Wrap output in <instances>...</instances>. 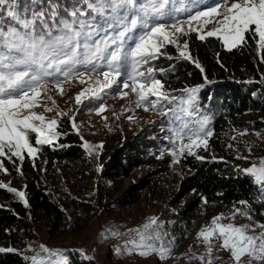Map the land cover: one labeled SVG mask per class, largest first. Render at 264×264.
Segmentation results:
<instances>
[{
	"label": "rangeland",
	"instance_id": "1",
	"mask_svg": "<svg viewBox=\"0 0 264 264\" xmlns=\"http://www.w3.org/2000/svg\"><path fill=\"white\" fill-rule=\"evenodd\" d=\"M204 2L208 3L209 0ZM233 2L237 0H228L229 6ZM182 4L183 7L176 13L179 19L195 13L196 0H182ZM180 5L181 0H176V6ZM197 26L205 34L217 27L212 22L205 24L203 19L192 21V27ZM183 27L184 32L166 29L173 42H164L160 38L158 58L141 68L145 72L142 79L154 76L163 82L164 70L157 69L156 65L163 59L171 62L185 59L179 55L180 51L189 54L188 48L184 49L183 45H188L190 35L198 37V33L188 31L187 24ZM140 31L138 24L131 34L135 36ZM169 47L174 51V56L169 55ZM107 51H111V48ZM187 60H191V57ZM149 67L155 69L151 74L147 73ZM125 78L126 75H122L116 84L98 95L86 91L98 88L96 81H104V77L96 73L70 78L59 89L49 83L41 90L39 99L42 103L33 111L45 116L46 121H57L56 139L51 144L36 145V135L29 133L30 142L38 149L35 158L27 153L22 161L15 157L11 160L0 157V185L5 186L0 190L24 204L7 189L23 191L28 201L27 187L32 180H36L38 188L48 194L63 213L64 227L52 232L49 216L31 214L14 229L16 246L0 244V248L12 249L6 252L19 253L28 264L33 256L44 259L47 264H63L64 259L69 264L74 257L86 261V264H209V261L210 264H236L231 253L222 247V239L216 238L218 233L210 241L209 247L201 232L207 234L211 231L215 227L213 219L219 218V223L223 225L249 226L255 231L248 234L258 235L264 222L247 207H224L207 203L205 199L200 201L193 214H187L185 211L192 195L183 199L178 195L181 184L194 173L187 164L189 158L223 163L228 171L241 175H247L245 169L262 166L264 108L260 105V110L246 113L220 134L212 129L209 118L208 127L213 134L207 138V148L196 149L195 156L186 152L181 154L169 129L180 127L181 123L195 127V121L204 117L197 106L202 87L181 89L167 95V99L161 97L156 100L149 96L147 101H141L137 106L139 98L131 87H122ZM261 78L259 83L264 86V75ZM245 79L249 82L252 80L249 74ZM192 89L198 90L195 92V109L198 112L189 115L182 110L187 105H181L180 100L187 97ZM161 91L165 93L164 87ZM81 92L84 95L77 103L76 97ZM124 92H127L126 96L122 95ZM149 101H156V107L153 108ZM100 106L104 107L103 112L98 111ZM161 109L166 110L167 115ZM66 133L75 136L76 141L64 147L61 142ZM212 140L217 141L221 149L215 148ZM188 142L185 137L183 143ZM43 147L75 150L77 156L73 159L57 158L52 163ZM120 149L128 155H139L142 160L131 168L129 177L108 167L111 157ZM3 159L11 163L15 172H10L4 166ZM25 162L33 173L26 171ZM128 192L133 196L129 197ZM0 206H5L1 199ZM41 246L47 247L49 253H61L62 256L45 253ZM239 264L264 262L244 256Z\"/></svg>",
	"mask_w": 264,
	"mask_h": 264
},
{
	"label": "snow or ice",
	"instance_id": "2",
	"mask_svg": "<svg viewBox=\"0 0 264 264\" xmlns=\"http://www.w3.org/2000/svg\"><path fill=\"white\" fill-rule=\"evenodd\" d=\"M196 5L194 14L179 19L176 13L183 7L182 0L180 7L176 6V0H78L76 4L63 8L64 15H61V4L56 0H47L46 4L44 0H23V3L21 0H0V157L10 160L15 157L22 161L27 153L35 158L38 149L30 142L29 133L36 135V145L51 144L56 139L57 121H46L45 116L33 111L41 105V90L49 83L59 89L70 78L96 73L102 75L104 81H96L99 87L86 91L98 95L126 75L122 87H131L139 98L137 106L149 96L156 100L167 99L161 91L164 87L162 80L154 76L142 79L145 72L141 71L150 60L158 58L161 37L164 42H173L166 29L184 32L183 25L187 24L188 31H196L200 40H205L206 36L215 37L222 40L229 51L244 44L246 34L251 32L253 38L258 37L259 47L264 49V0H237L230 6L228 0H209L208 3L196 0ZM201 19L205 24L212 22L217 27L206 34L199 26L193 28L192 21ZM138 24L141 31L129 36ZM183 47L187 49V43ZM109 48L111 51H107ZM179 55L190 58L186 51H180ZM101 68L104 70L98 71ZM154 71L152 67L147 68L149 74ZM196 91L192 89L180 100L181 105H187L182 110L189 115L198 112L195 109ZM82 95L83 92L77 95V103ZM122 95L126 96L127 92ZM149 102L156 107V101ZM104 110L103 106L98 109L100 112ZM161 111L167 115L166 110ZM209 123V118L204 116L195 121V127H189L187 123L170 127L179 153L195 156L196 149H206L207 138L213 134ZM185 137L189 141L187 144L183 143ZM261 165L244 171L254 178L264 195V160ZM7 190L14 192L27 206L23 191ZM212 224L215 227L211 231L200 234L209 242V247L218 233L216 238L222 239V247L231 253L236 264L244 256L264 262V226L258 235H253L248 234L255 231L249 226L223 225L219 218L213 219ZM41 248L49 253L47 247ZM5 251L12 249L0 248V252ZM49 254L62 256L61 253ZM30 264H47V261L33 256ZM63 264H67L66 259Z\"/></svg>",
	"mask_w": 264,
	"mask_h": 264
},
{
	"label": "trees",
	"instance_id": "3",
	"mask_svg": "<svg viewBox=\"0 0 264 264\" xmlns=\"http://www.w3.org/2000/svg\"><path fill=\"white\" fill-rule=\"evenodd\" d=\"M44 2L46 4L47 0ZM56 2L61 4L60 12L64 15L63 8L76 4L78 0H56ZM246 37L244 44L229 51L217 38L208 37L202 41L196 35H190L188 51L191 60L179 59L171 62L163 59L156 65L157 69L164 70L163 82L166 95L193 86L202 87L198 109L201 116L211 118L210 126L218 134L224 132L230 123H237L246 113L260 110V105L264 108V86L259 83L264 75V49L259 47L258 37L253 38L251 32L247 33ZM169 53L175 55L171 47ZM197 64L199 67L196 66ZM247 74L251 76V82L245 79ZM63 135L61 143L64 147L76 141L75 136L70 133ZM211 143L218 150L221 149L217 141L212 140ZM43 149L52 163L57 158L73 159L77 156V151H66V148L50 150L48 147H43ZM139 150L137 147V151ZM141 161L139 155H128L120 149L111 157L108 167L128 174L129 177L131 168ZM3 164L10 172H15L6 159H3ZM187 164L194 173L181 184L178 195L180 199L192 195L185 213L193 214L198 209L200 201L205 199L207 203L224 207H247L264 222V195L261 194L260 187L252 177L230 172L223 163L219 162H204L189 158ZM25 167L27 172L33 173V169L26 162ZM27 194L28 208L0 190V199L5 203V206H0L1 245L16 246L14 229L31 214L49 216L52 221V232L64 227L63 213L49 195L38 188L36 180L29 183ZM127 194L129 197L133 196L130 192ZM86 263L74 257L69 264ZM0 264H28V262L17 252L5 251L0 252Z\"/></svg>",
	"mask_w": 264,
	"mask_h": 264
}]
</instances>
